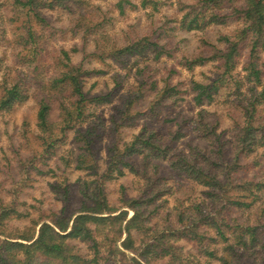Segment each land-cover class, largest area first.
I'll list each match as a JSON object with an SVG mask.
<instances>
[{"label": "trees", "instance_id": "obj_1", "mask_svg": "<svg viewBox=\"0 0 264 264\" xmlns=\"http://www.w3.org/2000/svg\"><path fill=\"white\" fill-rule=\"evenodd\" d=\"M238 1L241 2L239 6L236 5ZM193 2L189 7L183 5L179 8V11L188 8L178 21L180 30L203 31L210 26L225 25L231 20L240 22L238 29L230 34L220 35L217 45H211L207 40L201 39L200 44L207 55L200 51L198 56L184 61L187 69L208 61L218 65L219 74L210 84L193 83L192 90L196 93L195 103L201 104L203 99L207 102L211 101L212 96L222 85H230L228 90L238 93L243 84H248L246 94L243 96L244 104L238 107V119L232 121L237 128L235 135L237 153L234 162L228 161L223 155L221 150L223 144L219 142L220 137H216L215 141L220 146L217 148V153L220 155L218 161L199 154L206 167L199 164L198 157L189 159L181 154H172L168 145H160L154 141L153 134L145 135L143 131L132 136L130 141L120 139L113 142L105 156L99 159L94 152V146L99 140L94 126L87 125L83 131L76 130V127L88 117L85 114L87 104L102 105L109 102L107 97L88 98L84 93V80L92 73L84 67L85 58L90 61L96 58L100 62L106 59L120 61V59L142 56L146 51L156 52L153 58L155 60L162 54L169 56V53H164L163 47L156 44V39H153L152 35L126 34L125 42L117 45L115 41H108L100 33L104 26L110 23L111 18L108 16L109 11H104L99 6H93L87 12L83 10L85 4L79 0H8L12 13L9 22L14 25L12 27L14 33L11 41L7 42L19 46L20 53L16 55L17 66L5 69L1 75L0 113L32 99L37 105L35 125L37 139L41 143L39 153L33 151L34 153L25 160H18L23 170L20 182L25 183L32 179L31 171L35 172V176L46 174L37 163L44 165L51 159L58 149L60 139L65 138L66 133L71 130L75 131V141L81 142L80 148L84 153L78 156L74 169L88 170L95 179L84 181L82 184L81 205L77 211L68 214L66 207L56 211L48 210L36 220L30 219L29 224L8 233L3 229L5 222L11 218H21L17 206L18 191H12L16 197H13L10 204L0 199V264H116L117 261L113 257L116 242L120 239L119 246L122 251L133 256L129 258L128 264H153L165 258L173 261L178 250L174 244L182 239L194 241L199 251L208 259H212L215 253L208 251L204 243L210 240H214L210 243L217 241L208 237L206 231H200L201 226L212 229L214 237H218L221 242L226 244L229 242L226 229L231 228L225 215L235 208L248 209L252 204V201L249 203L246 201V195L241 196L233 192L240 190L255 199L252 190L264 189L263 182H240L231 177L232 173L236 172L241 154H247L257 147L264 146V121L261 120V110L258 107L264 101V80H262L264 63H260V53L264 52V0H193ZM73 5L76 8V16L72 21L71 30L82 33L84 44L91 41L93 50L89 51L79 63H73L67 51L59 50L51 58V64L56 69L55 73L43 76L46 69H43L40 58L43 50L41 41L44 35L52 36L54 33L43 11L62 8L72 12ZM160 5V0H136V2L116 0L112 8L119 17H123L127 9L150 8L151 12L155 13ZM225 7L229 13H224ZM71 52L75 53L76 49H72ZM25 53L26 55H22ZM240 59L242 60L240 71L244 75L239 78L235 71ZM150 89L153 92L155 85ZM144 92L143 86L127 91L126 101L122 108L117 110L118 120L117 117L111 120L116 138H119V129L130 125L133 119L141 114L132 109L144 97ZM176 92L175 86L165 83L162 88L155 91L153 100L147 107V113L155 116L156 107L161 105L165 97ZM53 109L59 111L57 122L50 120ZM138 155L166 159L170 162L171 169L178 170V176L181 175L184 179L204 187L205 200L212 204L217 203L215 215H205L193 224L181 228L173 225H166L161 230L147 228L145 223L149 219V213L145 214L143 208L153 204L165 193H162V190H155L163 178L147 175L144 166L141 172L135 167L132 157ZM68 164L69 162L64 163L66 167ZM50 172L54 174L52 169ZM126 172L132 173L146 184L133 197L122 194L119 206L110 205L105 194V184L124 176ZM173 183L177 185V181ZM90 185L93 187L91 188ZM52 190L62 192V202L67 200V187H52ZM129 211L132 213L131 216H128ZM24 214L28 216L27 212ZM178 220L182 223L181 218ZM259 228L264 229V226L237 224L231 234L235 236L236 244L243 248H253L259 241L257 237ZM101 233L104 234V240L99 242L97 236ZM142 233H149L148 238L146 237L148 241L136 240V236ZM109 234H112V238ZM73 241L85 245L89 254H80L72 244ZM206 246H209V242ZM261 248H264L263 244ZM221 261L223 264H228L225 259Z\"/></svg>", "mask_w": 264, "mask_h": 264}, {"label": "rangeland", "instance_id": "obj_2", "mask_svg": "<svg viewBox=\"0 0 264 264\" xmlns=\"http://www.w3.org/2000/svg\"><path fill=\"white\" fill-rule=\"evenodd\" d=\"M79 1L87 5H82L83 10L85 9L87 12L93 6H99L104 11H109L110 23L104 26L100 32L108 41L112 40L117 45H121L125 42L126 34L137 36L150 34L153 39H156V44L164 48L162 49L164 53H169V56L162 54L157 60L153 59L156 52L150 51H146L142 56L120 59V61L106 59L104 62H100L96 58L91 61L85 58L84 67L92 73L84 80V93L88 98L104 96L109 99L108 103L102 105L87 104L85 114L88 117L80 126L76 127V130L83 131L87 125L94 126L99 137L94 146L97 158H103L113 142L120 139L130 141L132 136L143 131L145 135L153 134L154 141L160 145H168L172 154H181L189 159L198 157L197 161L203 167H206V164L199 154L216 162L220 158L217 153V148L220 146L215 141L216 137H220L219 142L223 144L221 148L223 155L228 161L234 162L237 153L235 146L237 128L232 121L238 119V107L244 104L243 96L246 94L248 84H243L238 93L230 92L228 90L230 85H222L218 92L212 96L211 101L207 102L203 99L201 104H196L194 101L196 93L192 90L193 83L210 84L219 74L218 65L208 61L200 66L187 69L184 61L198 56L200 51L207 55L200 44L201 39L207 40L211 45H217L218 37L238 29L240 22L231 20L222 26H210L203 31L187 32L178 28V21L188 8L183 11H179V8L183 5L191 6L194 3L193 0H160L161 5L155 13H152L150 8L141 9L138 7L135 10L127 9L123 17H119L115 9L112 8L116 0ZM133 1L136 2V0ZM236 5H241V2L238 1ZM10 9L8 0H0V80L5 69L17 66L15 61H17V54L20 53L19 46L7 42L11 41L12 33H14L12 28L14 25L9 22L12 17ZM71 11L68 12L62 8L43 11L54 31L52 36L44 35L41 41L43 50L40 58L43 69H46L45 72L43 71V76L55 73L56 69L51 64V58L59 50L67 51L73 63H79L89 51L93 50L91 41L84 44L82 33L78 30L75 32L71 30L73 28L72 21L76 16L75 5ZM223 11L229 13L226 7ZM72 49H76V52L72 53ZM22 55H26V53ZM241 61L240 59L235 71L239 78L244 75L240 71ZM260 63H264V52L260 53ZM262 70L264 72L263 65ZM262 80H264V76ZM165 83L175 86L177 92L165 97L161 105L156 107L157 113L153 116L147 113V107L153 100L155 91L162 88ZM244 83L246 82L244 81ZM152 85H155L153 92L150 89ZM137 86H143L145 92L144 97L133 106L132 111H139L141 114L136 116L130 125L119 129L120 135L119 138H116L111 120L117 117V110L122 108L121 106L126 101L127 91L131 88L134 90ZM258 107L261 110V120L264 121V101ZM36 112V103L29 99L13 106L7 112L0 113V199L10 204L15 196L12 191H18L19 205L17 204V206H19L21 214L20 219L11 218L5 222L3 229H6L7 233L15 228H22L30 223V219L36 220L48 210L56 211L66 207L68 214L77 211L81 205L82 184L84 181L95 179L88 170L74 169L78 156L84 153L80 148L81 142L75 141V131L71 130L66 133L65 138L60 139L57 145L58 149L51 159L44 165L36 162L46 174L35 176V172L31 171L32 179L25 183L20 182L23 170L18 160H25L35 151L38 153L41 151V143L37 139L35 125ZM58 112L56 109L51 111L50 120L52 122L58 121ZM132 158L139 172L143 170L142 166H144L147 175L163 178L155 190H162V193L165 194L150 206L143 208L145 214L149 213V219L145 223L147 228L161 230L166 225L181 228L193 224L198 218L205 215H215L217 203L212 204L205 200L203 193L206 189L191 180L184 179L181 175L178 176V170L171 169L170 162L166 159L153 156L144 157V155ZM65 162H69L67 167L64 165ZM237 163L236 172L231 175L235 181L264 183V146L257 147L247 154H241ZM51 169L54 174L50 172ZM219 171L220 169L217 170V173ZM173 181H177V185ZM145 184L142 179L126 172L124 176L105 184L106 198L110 205L119 206L122 194L126 197H133ZM58 186L68 189V198L65 202L61 201L63 199L62 192L52 190V187ZM90 187L92 188L93 185ZM252 191L255 199L240 190L233 192L241 196L246 195V201L248 203L252 201V204L248 209L235 208L225 215L228 226L231 228L226 229L229 237L227 244L230 246L221 242L218 237H214L212 229L201 226L200 231H206L208 237L217 241L211 243L210 241L214 240L208 241L209 246H206L207 241L204 243V247L208 248V251H214L215 257L208 259L205 254L199 251L194 241L182 239L174 244L178 250L173 261H168L165 258L159 259L153 264H223L221 259L227 260L228 264H264V248H261L262 244L264 245L263 228H259L257 231L259 241L254 244L253 248H243L236 244L235 236L231 234L237 224L264 226V189L261 188L259 191L253 189ZM26 212L28 216H25ZM131 214L129 211L128 216ZM178 218H181L182 223ZM148 235L149 233L139 234L136 236V240L148 241L146 239ZM97 237L99 242L104 240L103 233ZM109 237L112 238V234H109ZM120 242L121 239L116 242L115 255L112 257L116 259V264H128L129 258L133 256L122 251L119 246ZM72 244L80 254H89L86 246L82 243L73 241Z\"/></svg>", "mask_w": 264, "mask_h": 264}]
</instances>
